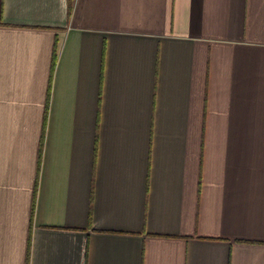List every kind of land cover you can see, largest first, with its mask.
<instances>
[{
    "label": "crops",
    "instance_id": "1",
    "mask_svg": "<svg viewBox=\"0 0 264 264\" xmlns=\"http://www.w3.org/2000/svg\"><path fill=\"white\" fill-rule=\"evenodd\" d=\"M0 264H264V0H0Z\"/></svg>",
    "mask_w": 264,
    "mask_h": 264
}]
</instances>
